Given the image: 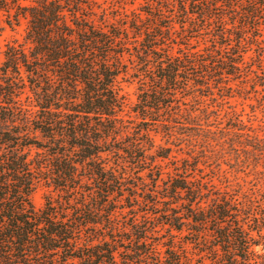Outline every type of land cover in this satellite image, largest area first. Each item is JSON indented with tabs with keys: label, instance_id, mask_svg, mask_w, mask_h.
<instances>
[{
	"label": "trees",
	"instance_id": "obj_1",
	"mask_svg": "<svg viewBox=\"0 0 264 264\" xmlns=\"http://www.w3.org/2000/svg\"><path fill=\"white\" fill-rule=\"evenodd\" d=\"M94 3L0 0V24H27L23 43L7 44L0 63V264H264V139L231 141L236 167L250 169V191L205 193L187 177L163 181L160 191L146 155L149 126L180 109L178 94L240 76L242 50L264 25V0H157L145 18L102 26L84 13ZM165 12L183 30H210L213 49L172 54ZM125 55L138 60L141 82L134 132L117 87ZM127 168L142 183H131ZM145 170L151 184L138 177ZM41 183L64 199L37 209L31 196ZM175 233L186 234L198 261L178 249Z\"/></svg>",
	"mask_w": 264,
	"mask_h": 264
},
{
	"label": "rangeland",
	"instance_id": "obj_2",
	"mask_svg": "<svg viewBox=\"0 0 264 264\" xmlns=\"http://www.w3.org/2000/svg\"><path fill=\"white\" fill-rule=\"evenodd\" d=\"M158 7L157 0H95L92 10H85L84 13L90 15L88 17L99 26L104 22L107 25H118L121 19L131 21L133 14H140L145 18L146 11L156 12ZM164 16L165 22L162 25L171 29L167 35L171 37L172 54L177 55L179 51L205 54L206 49H213L214 37L209 33L210 30L195 32L189 26L188 30H183L177 19L169 18V13L165 12ZM26 25L24 20L20 25L13 27L4 22L0 24V63L4 61L7 44L23 43ZM257 33L260 35L257 41L254 44H246V48L242 50L240 76H230L229 79H224L226 82L218 80L219 78L211 80V89L204 88V95L178 94L180 109L161 111L158 122L149 126L147 134L152 141V148L148 147L146 151L147 166L156 168L154 174L160 173V191L163 181L166 183L181 177H187L195 186H204L205 193L208 190L212 193H233L238 186L244 191L253 189L250 169L243 165L236 167L234 157L238 151L230 148V145L231 141L237 143V135L248 134L264 139V25ZM250 42L252 43L251 40ZM123 61L128 68L117 81L119 93L125 103L121 117L127 123L129 131L134 132L141 122L133 112L138 103L141 84L138 79V60L125 55ZM164 124L168 125L169 129H165ZM240 139L243 140V137ZM164 150L167 151L166 158L157 157V153H164ZM112 163L113 160L110 164ZM147 173L149 170L141 172L138 177L151 184ZM126 174V177L131 176V183H142L136 179L137 176L131 168H127ZM145 190L147 191V188ZM138 191V194L143 196L144 189ZM64 196L53 186L41 183L31 199L34 206L40 209L46 200L61 201ZM138 199L142 201V198ZM142 207L145 209L143 205ZM147 217L153 223L152 217ZM161 221L163 219L156 222ZM158 231L156 237L160 238L161 243H167L169 233L163 228H158ZM175 235V245L178 249H184L194 263L198 261L201 257L199 251L186 239V234Z\"/></svg>",
	"mask_w": 264,
	"mask_h": 264
}]
</instances>
